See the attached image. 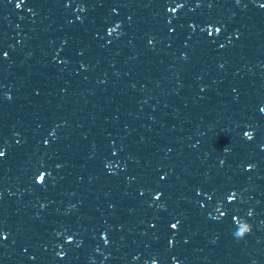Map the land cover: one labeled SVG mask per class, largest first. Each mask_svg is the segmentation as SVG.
I'll use <instances>...</instances> for the list:
<instances>
[{"label": "clouds", "instance_id": "9594fccd", "mask_svg": "<svg viewBox=\"0 0 264 264\" xmlns=\"http://www.w3.org/2000/svg\"><path fill=\"white\" fill-rule=\"evenodd\" d=\"M246 136H249V137H250L251 134H250V135H246ZM2 155H3V153H0V156H2ZM250 231H251V227L249 228V232H250ZM249 232H248V233H249ZM241 238H243V237H241ZM154 264H155V262H154Z\"/></svg>", "mask_w": 264, "mask_h": 264}, {"label": "snow or ice", "instance_id": "6c2138e0", "mask_svg": "<svg viewBox=\"0 0 264 264\" xmlns=\"http://www.w3.org/2000/svg\"><path fill=\"white\" fill-rule=\"evenodd\" d=\"M173 227L175 228V225H173Z\"/></svg>", "mask_w": 264, "mask_h": 264}]
</instances>
